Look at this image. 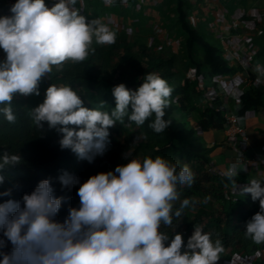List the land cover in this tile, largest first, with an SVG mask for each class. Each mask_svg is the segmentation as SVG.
Listing matches in <instances>:
<instances>
[{"label":"clouds","instance_id":"1","mask_svg":"<svg viewBox=\"0 0 264 264\" xmlns=\"http://www.w3.org/2000/svg\"><path fill=\"white\" fill-rule=\"evenodd\" d=\"M78 0H58L48 7L45 0H15L11 15H0V116L15 123L12 103L21 94L40 95V82L66 61L82 62L95 51L93 42L114 44L117 32L99 18L88 19L76 7ZM264 75V66H257ZM173 92L159 73L150 72L133 90L124 83L115 85V107L104 110L84 101L71 85L51 84L43 101L31 109L38 128L62 133L61 149H70L79 159L92 162L103 156L110 144L111 127L125 116L140 126L150 117L157 133L170 124L164 119ZM114 170L80 178L65 172L59 181L65 188L79 185V205L69 207L63 220L59 213L66 197L56 195L51 178L41 179L19 199L11 198L16 184L0 197V264H216L224 251L219 238L194 225L185 244L182 233L170 234L161 225L175 229V219L191 204L181 200L180 187H191L195 173L187 164L178 168L162 156L129 158ZM22 163L20 153L0 154V185L4 172ZM244 169L234 162L223 176L236 190L235 178ZM239 193L259 201V211L245 225V235L264 243V179H251ZM180 201L179 207L176 202ZM9 244L11 248L9 250Z\"/></svg>","mask_w":264,"mask_h":264},{"label":"trees","instance_id":"2","mask_svg":"<svg viewBox=\"0 0 264 264\" xmlns=\"http://www.w3.org/2000/svg\"><path fill=\"white\" fill-rule=\"evenodd\" d=\"M190 7L188 0H173L174 22L186 34L184 44L193 65V76L184 77L179 86H173L177 72L174 66V52L166 45L159 43L155 37L148 43L132 45L117 35L116 42L111 45H100L94 41L92 48L95 51L90 52L82 62L69 60L61 66H53L49 76L45 75L40 82L39 96L15 95L12 103L18 115L17 121L9 123L0 116V154L4 151L20 153L22 163L5 170L6 178L4 184L0 185V191L19 184L20 189L14 190L11 197L19 199L24 192L31 191L41 179L51 178L56 195L66 197L59 213V219L63 220L68 215L69 207L79 205V185L65 188L59 181L61 175L67 172L79 177L83 183L91 175L114 170L117 165L127 162L121 156L120 148L109 149L92 162L79 159L70 149H61L58 141L62 133L49 129L46 122L42 128L35 125L30 111L43 101L45 89L52 83L58 86L71 85L77 90L86 107H96L105 101L104 110L111 112L115 107L112 94L115 85L124 83L128 88L135 90L147 73H159L173 88L171 103L165 109L164 116L170 124L163 132L157 133L150 127L154 116L140 126L125 116L126 121L140 128L145 136V140L137 142L135 151L150 150L167 159L177 158L185 164L195 160L209 163L203 135L211 130L225 129L224 113L227 109L217 87L213 85L211 89H207L204 81L212 80L215 83L213 80L216 78L230 76L237 71H243V68L223 58L217 48L191 25ZM197 47H200L203 53L201 60H196L193 56ZM255 57L264 60V43L258 48ZM198 100L205 101L203 108L195 105ZM263 109L264 87L256 81H251L247 90L238 92L233 100V113L242 117L254 115ZM194 113H198L199 118L190 122L188 117L194 118ZM241 149L242 152L246 151V146H241ZM213 170L219 179V195L214 203L217 205L216 212L210 213L211 215H195V219L191 220L185 230L180 228L182 217L176 218L175 229L167 227L166 232L170 234V238L176 232L182 233L186 244L194 231V225H201L205 231L213 233L214 239L221 240L224 248L222 254H233L242 260L248 259L250 264H264V243L257 244L245 235L246 222L260 207L259 201H252L250 193L245 197L240 196V189L249 181L242 182V177L235 178L236 190L230 191L231 182L223 176V171L215 166ZM204 177L208 180L209 174ZM179 191L181 200L190 199L194 194L207 196L202 177L195 176L191 187L181 186ZM8 198L10 197H0V202ZM179 204L180 201H177L175 206L179 207ZM10 248L9 244V250ZM221 261L223 259H219V262Z\"/></svg>","mask_w":264,"mask_h":264},{"label":"rangeland","instance_id":"3","mask_svg":"<svg viewBox=\"0 0 264 264\" xmlns=\"http://www.w3.org/2000/svg\"><path fill=\"white\" fill-rule=\"evenodd\" d=\"M200 2L199 0H188ZM213 1V0H212ZM222 5H225L226 9L223 11L213 10L195 11L198 13L197 19L195 16L190 18L191 25L196 28L197 20L206 19L209 17L214 22L208 25L206 30L210 34H207L203 29H200V34L204 35L208 41L213 44L218 53L223 58H227L228 61H239L244 68V72L239 74L236 72L226 79V82L230 83L228 93H237L244 85L240 84L242 77L246 76L251 81L259 82L264 87V75H261L257 71V66H264V60L261 57H255L258 48L264 42V0H218ZM58 0H46L47 6L52 7ZM216 2V0H214ZM191 3V2H190ZM195 3V2H194ZM243 6L244 8H241ZM76 7L81 9V14L85 15L89 20L99 18L111 28L116 30L117 35L125 38L132 45L148 43L153 37H156L157 30L160 28L166 34V43L168 49L174 52V66L176 68V75L173 81V86L177 87L182 83L184 77L193 76V65L188 57V53L184 44L186 34L180 29L177 23L174 22V15L172 12L173 0H78ZM218 15V17L216 16ZM200 22V21H198ZM213 29V30H212ZM236 35L249 37V40L243 41L239 38L236 40ZM233 40V41H232ZM222 41L226 45V51L229 54H225L221 48ZM193 56L196 60L203 58V53L200 47H197ZM231 63V62H230ZM205 85H209L205 80ZM201 81V83H204ZM227 84H225L226 86ZM210 87V86H209ZM211 89V88H209ZM175 98H173L174 100ZM94 102L93 100H91ZM229 101L233 102L232 98ZM232 104V103H231ZM195 105L199 108L205 106L204 100L196 101ZM264 111V109H263ZM194 118L189 116L190 122L194 119H198V113H194ZM110 131V144L108 149H121V156L124 158V154L128 153L129 158L143 159L146 156L155 158L154 152L147 150H137V142L139 140H145L143 131L132 126L128 123L124 117L123 122L118 121L114 127L109 129ZM206 151V150H205ZM208 151H206V154ZM125 159V158H124ZM173 163H176L179 167L185 165L184 162L179 161L177 158H168ZM195 173L196 177H202V181L205 182L207 196L201 197L198 194H194L190 197L191 204L188 208L184 209V214L181 216L183 222L180 228L188 229L187 225L191 223V220L195 219V215L213 214L216 212L215 200L218 197L217 185L219 179H217L213 170L212 160L209 163H202L198 160L188 163ZM212 173V174H211ZM209 174L207 180L204 175ZM246 179V176H238ZM264 179V176L263 178ZM246 182V181H245ZM226 187V186H225ZM230 183L229 190L234 191L235 187ZM239 196V195H238ZM241 197L247 196L241 193ZM209 212V213H208ZM211 213V214H210ZM185 219V220H184ZM181 220V221H182ZM204 223V222H202ZM168 226L161 225V230L167 231ZM220 259L223 261L216 262V264H250L248 259L242 260L233 254H220Z\"/></svg>","mask_w":264,"mask_h":264},{"label":"crops","instance_id":"4","mask_svg":"<svg viewBox=\"0 0 264 264\" xmlns=\"http://www.w3.org/2000/svg\"><path fill=\"white\" fill-rule=\"evenodd\" d=\"M200 2L196 3V1H189L190 3V15L191 18L195 16V20L197 19L198 13L200 11H210V8H213V10L217 11H223L226 7L225 5H222L218 0L214 2V0H199ZM195 2V3H194ZM241 8H244L241 6ZM199 10V12H195ZM2 12V9L0 8V13ZM218 17V15H216ZM206 19H200L197 20V26L196 29L200 30L204 28V31L207 34H210L206 30L209 28L208 25H211L214 20H212L209 17H205ZM200 21V22H198ZM213 30V29H212ZM236 40L242 39L243 41L249 40V37H245V35L238 36L236 35ZM233 41V40H232ZM221 43V41H220ZM264 43V42H263ZM262 43V44H263ZM222 50L226 51V45L224 41H222ZM261 44V45H262ZM260 48V47H259ZM225 54H229V51H226ZM5 56V53L3 50H0V59H3ZM227 59V58H226ZM228 60V59H227ZM233 65H239L241 66L239 61H233L229 60ZM243 68V67H242ZM244 70V68H243ZM245 71V70H244ZM244 71H237L239 74H242ZM246 76L242 77L241 79H238L237 83L239 81L240 84H243V79ZM228 76L216 78V80H213L215 83L212 82V80H208V84L206 86L207 89L212 88L214 85L217 87V91L220 92V97L223 100L224 106L227 109V112H233V102L229 101V98H236V94H231L230 91L228 93V89L230 86L229 82H226V79ZM225 84H227L225 86ZM210 86V87H209ZM232 103V104H231ZM244 124L246 128V133L248 135V142L246 145V151L240 152L236 151L230 146L224 145L225 141V134L224 131L221 129L219 130H211L208 132H205L204 137V143L206 151H208L207 155L209 156L210 160H212L213 165L217 168H220L222 171H224L226 168L230 167L232 163L239 162L240 166L244 169L240 171L246 172V179H242V182L249 181L251 179H262L264 176V111H260L255 113L254 115L244 117ZM255 157V162L251 163V159ZM238 179V178H236Z\"/></svg>","mask_w":264,"mask_h":264},{"label":"built area","instance_id":"5","mask_svg":"<svg viewBox=\"0 0 264 264\" xmlns=\"http://www.w3.org/2000/svg\"><path fill=\"white\" fill-rule=\"evenodd\" d=\"M14 2L15 0H0V8L2 9L0 15H11V13L9 12V8ZM155 38L162 45H165V43L167 42L166 34L160 28L157 30ZM250 82L251 80L245 77L243 79L244 86L238 92L247 90L248 86L250 85ZM224 117L226 119V126L225 129L223 130L225 134L224 145L230 146L236 151L242 152L241 146H246L248 142V135L246 133L244 117L236 115L233 112H227V111L224 113ZM255 160L256 158L253 157L251 159V163L255 162ZM245 175L246 172H241L239 176H245Z\"/></svg>","mask_w":264,"mask_h":264}]
</instances>
